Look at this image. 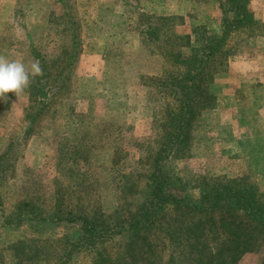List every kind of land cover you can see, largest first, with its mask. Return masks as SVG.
Segmentation results:
<instances>
[{
    "label": "rangeland",
    "instance_id": "rangeland-1",
    "mask_svg": "<svg viewBox=\"0 0 264 264\" xmlns=\"http://www.w3.org/2000/svg\"><path fill=\"white\" fill-rule=\"evenodd\" d=\"M249 8L259 21L256 35L242 30L229 43L227 70L214 84L215 108L196 121L190 151L168 160L167 169L193 199L202 180L245 178L264 191V0H252ZM219 12L218 0H0V55L30 65L37 60L33 49L47 61L59 54L62 64L54 70L67 74L26 139L21 108L25 99L30 108L27 90L0 100V155L14 144L0 180V264H14L7 249L25 239L40 246L43 258L36 264H59L79 241L78 225L50 219L56 179L66 198L77 199L68 165L76 167L72 175L85 174L106 215L140 203L148 191L154 115L164 104L155 85L172 70L160 46L181 45L174 35L195 25L219 32ZM29 200L43 209L44 220L25 213L20 222L5 223ZM152 238L161 249L158 264H172L163 236ZM263 257L264 251L250 254L240 264H264ZM68 264H92V258L76 252Z\"/></svg>",
    "mask_w": 264,
    "mask_h": 264
},
{
    "label": "trees",
    "instance_id": "trees-1",
    "mask_svg": "<svg viewBox=\"0 0 264 264\" xmlns=\"http://www.w3.org/2000/svg\"><path fill=\"white\" fill-rule=\"evenodd\" d=\"M251 1L218 0L219 32L195 25L189 34L174 35L173 39L183 41L181 45L164 42L160 46L172 70L155 85L164 104L162 111L154 115L155 146L148 151V191L139 204L132 202L131 210L122 206L118 212L106 215L92 198L90 187H86L85 174L77 171L72 175L76 167L70 165L67 175L73 182L71 186L79 188L77 199L66 198L61 183L54 181L50 219L78 225L81 232L79 241L69 245L59 264H68L74 253L82 251L91 255L92 264H158L161 249L152 238L156 233L166 240L172 264H240L244 257L264 251V191L256 183L245 178L202 180L194 187L200 193L193 199L184 191L185 184L167 169L168 160L179 159L190 151L196 121L216 106L214 84L217 75L227 70L229 43L242 30L249 36L256 35L259 21L249 8ZM148 29L158 41L157 30ZM184 48L189 50L188 56L182 52ZM33 52L44 75L27 89L30 108L25 112L28 126L23 139L31 135L36 120L60 94L67 75L63 70H54L59 54H51L47 61L44 52ZM13 147L10 144L0 155V180ZM40 212L43 209H38L33 200L19 203L15 217L5 223L20 222L25 213L44 220ZM39 247L35 240L25 239L10 246L6 253L14 264H36L43 258Z\"/></svg>",
    "mask_w": 264,
    "mask_h": 264
},
{
    "label": "clouds",
    "instance_id": "clouds-1",
    "mask_svg": "<svg viewBox=\"0 0 264 264\" xmlns=\"http://www.w3.org/2000/svg\"><path fill=\"white\" fill-rule=\"evenodd\" d=\"M43 75L44 70L38 60L26 65L22 60H9L0 55V100L6 103L8 93L19 97L31 87L37 77Z\"/></svg>",
    "mask_w": 264,
    "mask_h": 264
},
{
    "label": "crops",
    "instance_id": "crops-1",
    "mask_svg": "<svg viewBox=\"0 0 264 264\" xmlns=\"http://www.w3.org/2000/svg\"><path fill=\"white\" fill-rule=\"evenodd\" d=\"M13 18L14 17H12V20H13ZM15 20V19H14ZM14 20L12 21V22H14ZM189 33H191V32H189V31H186V33L185 34H189ZM28 94V93H27ZM26 95V94H25ZM28 101H29V96H28ZM218 102V101H217ZM26 104H27V99H25V101H24V105H23V107L24 108H21L22 110H21V112L23 113V111H24V114H25V112H26V109H25V107H26Z\"/></svg>",
    "mask_w": 264,
    "mask_h": 264
}]
</instances>
